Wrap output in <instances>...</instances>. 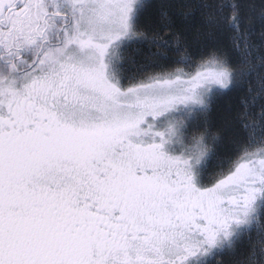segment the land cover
Instances as JSON below:
<instances>
[{
  "label": "snow or ice",
  "instance_id": "obj_1",
  "mask_svg": "<svg viewBox=\"0 0 264 264\" xmlns=\"http://www.w3.org/2000/svg\"><path fill=\"white\" fill-rule=\"evenodd\" d=\"M0 264H264V0H0Z\"/></svg>",
  "mask_w": 264,
  "mask_h": 264
},
{
  "label": "trees",
  "instance_id": "obj_2",
  "mask_svg": "<svg viewBox=\"0 0 264 264\" xmlns=\"http://www.w3.org/2000/svg\"><path fill=\"white\" fill-rule=\"evenodd\" d=\"M230 99L228 97H222L218 99L217 104L212 112L211 119L213 123L219 124V117L223 114L226 107L229 105Z\"/></svg>",
  "mask_w": 264,
  "mask_h": 264
}]
</instances>
